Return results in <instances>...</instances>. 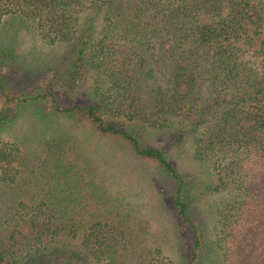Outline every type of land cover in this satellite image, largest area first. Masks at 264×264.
I'll list each match as a JSON object with an SVG mask.
<instances>
[{"label":"trees","instance_id":"obj_1","mask_svg":"<svg viewBox=\"0 0 264 264\" xmlns=\"http://www.w3.org/2000/svg\"><path fill=\"white\" fill-rule=\"evenodd\" d=\"M0 264H264V0H0Z\"/></svg>","mask_w":264,"mask_h":264},{"label":"rangeland","instance_id":"obj_2","mask_svg":"<svg viewBox=\"0 0 264 264\" xmlns=\"http://www.w3.org/2000/svg\"><path fill=\"white\" fill-rule=\"evenodd\" d=\"M8 36L1 37L2 39H7ZM15 50L19 56L22 57V62L18 59L17 63L15 62L13 69L6 68L4 66V70L6 74V79L8 81H12L13 77L16 79V76L22 72L24 76V82L33 84L35 82H39L38 76L42 73L41 70H33L32 72L27 71L26 69L17 70V64H22L25 62L24 60L29 59L31 63L30 66H37L40 61V57L42 60H50L55 62L59 67H63L66 61V52L67 46L64 43H57V44H45L42 42L33 32L26 31L21 29L16 34V39L14 40ZM45 54V55H42ZM27 67V66H25ZM8 69V70H7ZM32 70V69H31ZM16 73V74H14ZM16 75V76H15ZM12 77V78H10ZM184 167V164H181ZM185 168V167H184ZM187 171V167L185 168Z\"/></svg>","mask_w":264,"mask_h":264}]
</instances>
